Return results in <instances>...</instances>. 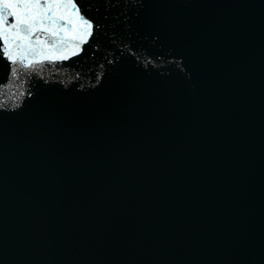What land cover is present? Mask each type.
<instances>
[{"label": "water", "instance_id": "water-1", "mask_svg": "<svg viewBox=\"0 0 264 264\" xmlns=\"http://www.w3.org/2000/svg\"><path fill=\"white\" fill-rule=\"evenodd\" d=\"M75 2L0 54V264H264V0Z\"/></svg>", "mask_w": 264, "mask_h": 264}, {"label": "snow or ice", "instance_id": "snow-or-ice-1", "mask_svg": "<svg viewBox=\"0 0 264 264\" xmlns=\"http://www.w3.org/2000/svg\"><path fill=\"white\" fill-rule=\"evenodd\" d=\"M92 35L93 22L75 0H0V54L13 65L31 68L78 55Z\"/></svg>", "mask_w": 264, "mask_h": 264}]
</instances>
